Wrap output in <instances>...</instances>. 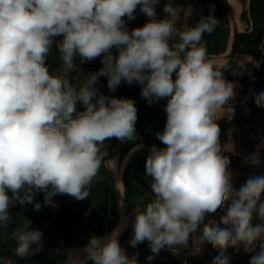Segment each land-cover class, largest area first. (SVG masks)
<instances>
[{"label": "clouds", "instance_id": "9594fccd", "mask_svg": "<svg viewBox=\"0 0 264 264\" xmlns=\"http://www.w3.org/2000/svg\"><path fill=\"white\" fill-rule=\"evenodd\" d=\"M160 3L0 0V230L10 226L12 207L32 203L39 193L52 207L57 195L87 199L105 142L138 138L135 102L101 93L104 77L112 93L126 82L140 86L149 106L167 100L166 122L156 133L164 147L153 144L145 160L154 198L136 202L129 245L147 241L151 261L198 233L202 245L218 252L211 264H230L229 248L250 254L249 264H264V173L236 188L231 161L221 154L217 113L234 99L235 84L208 61L202 42L218 24L214 7L195 26L180 29L181 6L165 0L158 17ZM137 9L147 20L129 29L126 21L137 18ZM53 48L56 73L48 63ZM97 58L102 67L82 71ZM78 70L83 79L73 84ZM254 101L264 108V91ZM77 103L84 111L77 112ZM262 146L246 164L261 165ZM218 213L219 221L207 219ZM120 233L90 237L84 250L92 264H139L121 246ZM11 235V251L21 259L43 245V232L25 216ZM0 264L15 262L0 256Z\"/></svg>", "mask_w": 264, "mask_h": 264}, {"label": "rangeland", "instance_id": "374dc122", "mask_svg": "<svg viewBox=\"0 0 264 264\" xmlns=\"http://www.w3.org/2000/svg\"><path fill=\"white\" fill-rule=\"evenodd\" d=\"M227 1L225 0V7L219 10V2L218 0H174V3L178 6H181L182 12L179 17V21L177 27L182 29L184 27H190L191 21L194 19H201L203 16H207L209 14L210 8L214 7L213 14L219 13L224 25V31L229 32L230 35V42L233 37V26L231 25V21L229 19V15L227 12ZM249 2L250 0H231V6H235V4L239 7V15H238V22L236 27L239 30V33H248L252 30V25L246 23L242 19V14L245 10L249 9ZM165 0H161L160 6L157 8L158 17H163V4ZM147 18L140 14L139 9H137V18L134 21H126L128 24L129 29L142 26L146 22ZM229 42V43H230ZM230 46V44H229ZM228 46V47H229ZM257 48L253 47V50L256 51ZM258 50V49H257ZM241 52L245 51V48L242 47L240 49ZM261 51V50H258ZM261 56H264L263 52H260ZM115 54V50H114ZM244 54V53H240ZM222 58H215V57H207V59L218 60L217 62L222 61L227 55L223 54ZM222 56V55H221ZM220 60V61H219ZM228 62H223L220 64H212L216 69H221L223 66L228 64L231 60H227ZM48 63L50 65V70L53 73L59 71L60 68V60L59 54L55 48H53L51 55L48 58ZM79 63V62H77ZM102 67L100 58L96 60L81 65V69L84 72H94ZM230 72V68L228 69ZM264 74V69H263ZM175 78V76H173ZM253 78H256L253 76ZM71 79L73 84H78L82 79L83 76L77 72L72 73ZM100 92L104 95L108 96H116L117 98H129L135 102V106L138 109L139 106L147 104L146 100L140 96L141 88L137 84L129 85L126 82H121V85L117 88L115 93H112L107 88V80L104 77L100 78L99 83L97 84ZM167 100L162 99L153 104H163L166 105ZM77 112L84 111V106L80 103L76 105ZM75 116V113H74ZM137 130V129H136ZM140 132V131H139ZM138 138L140 136L137 134ZM141 141V139H140ZM126 143V142H125ZM125 143H121L118 140H111L106 141L103 146L104 156L103 161L99 170V176L93 182L91 187L89 196L87 199L77 201L76 199L67 196V195H57L52 197L53 202L56 204V207H52L48 204H45L44 201V194L39 193L37 194L32 203H26L25 205H16L10 209V215L12 216V221L10 226L7 229L0 230V256H7L11 257L15 264H41V260H46V262L50 261V259L54 258L55 254H63L66 260L68 249L79 247L85 248L86 244L88 243L90 237L96 236V229H95V221H96V214H97V190L100 185L105 183V179L107 177V172L114 180V187H113V195L108 197L107 205L109 207V212L111 213V209L114 205V211L117 214V222L114 221V215L110 216V221L112 222V227L108 228L104 235L110 234L113 230H117L119 225L122 222L123 218V208L121 205V197H124V188H125V179H124V172L128 165V163L138 156H141L144 151L148 152V150L143 147V143L139 145H129L125 146ZM117 151V155L114 157L117 159L116 161V168L122 172V184H123V192L122 196H120V191L118 189L117 183V175L115 176L112 164L109 166V161L111 155ZM112 159V158H111ZM111 162V161H110ZM115 166V163H113ZM138 179H134L135 184L137 186L141 185V179L145 180L144 175H136ZM139 180V181H137ZM151 180V179H150ZM131 181L132 183L134 182ZM149 201H142V205H146ZM39 203L42 207L40 209V215L34 216V205ZM129 211V210H128ZM27 212H32L31 220L32 227L39 229L43 232V245L42 247L39 245H33L30 251V254L27 258L21 259L16 257L12 253V249L15 248L16 242L12 238V231L15 227L19 226L22 222L24 216H27ZM135 212V207L132 209V212H129V218H127L128 226L124 229L126 233L124 235L119 236V242L132 230V214ZM39 214V213H38ZM125 217V215H124ZM258 222V221H254ZM74 228L75 239L79 242L76 244H72L69 246H62L60 244V234L63 232L68 231V229ZM147 241H145L143 245V251L149 250V247H145ZM166 251V250H165ZM77 252V251H73ZM72 252V253H73ZM151 252V251H150ZM79 253V252H78ZM81 253V251H80ZM86 253V252H85ZM174 252H166V253H159L158 255L154 256V260L152 261L153 264H190V261L184 256H174ZM180 255V254H179ZM161 259V260H159ZM90 259H88L89 261ZM87 261V262H88ZM85 262V264H87ZM150 262V261H149Z\"/></svg>", "mask_w": 264, "mask_h": 264}, {"label": "crops", "instance_id": "0c3cea01", "mask_svg": "<svg viewBox=\"0 0 264 264\" xmlns=\"http://www.w3.org/2000/svg\"><path fill=\"white\" fill-rule=\"evenodd\" d=\"M233 20L235 21V12H233ZM260 50L264 54V33ZM232 59L235 62L234 78L240 79L251 75L256 77H252L250 81H232L235 84L234 99L225 104L217 113V123L221 129V154L229 159L231 157L239 159L237 166L230 165L233 184L239 188L249 175L264 173V146L260 149L262 163L258 168H253L250 164L245 163L246 158L256 150L257 145L264 142V108L257 107L254 101V94L264 91V56L257 59L252 55L239 53ZM207 219L219 221V213ZM131 236L132 230L122 238L121 246L126 249L127 254L130 257L136 255L139 264H153L152 261L149 262L143 258L142 243L136 247L129 245ZM164 250L186 257L190 264H211L212 258L218 254L211 244L202 245L200 243L198 233L191 236L187 246L177 245ZM228 255L231 257L230 264H249L250 254L245 253L242 249L237 251L229 248Z\"/></svg>", "mask_w": 264, "mask_h": 264}, {"label": "trees", "instance_id": "16d2710c", "mask_svg": "<svg viewBox=\"0 0 264 264\" xmlns=\"http://www.w3.org/2000/svg\"><path fill=\"white\" fill-rule=\"evenodd\" d=\"M231 1V0H230ZM219 2V10L225 7V0H218ZM216 19L218 20V24L215 30L211 33H205L203 36V43L207 50V55L213 56L215 58H222L228 49L230 42L229 32L224 31V25L219 13L215 14ZM242 19L248 24L252 25V30L248 33L240 34L237 46L235 50L234 56L239 53H244L248 55H252L257 59H261V51L260 44L262 35L264 33V0H250L249 9L245 10L242 14ZM200 20V19H199ZM194 19L190 23V27L195 26L198 21ZM244 47L245 51L241 52L240 49ZM253 47L257 48L256 51L253 50ZM222 55V56H221ZM217 56V57H216ZM235 67V62L232 59L228 64L223 66L221 71L225 78L229 81H250V79L254 76H245L240 79H236L233 77V71ZM230 68V72L228 69ZM218 70V69H217ZM163 104H152L149 106L148 104L141 105L138 107V120L136 122V129L140 131L150 146L153 144L158 147H164L161 142L157 139L156 133L163 129V126L166 122V113L164 111ZM141 143L140 139H136L135 141L126 142L125 146L139 145ZM148 155V152L144 151L141 156L132 159L124 172L125 179V188H124V200L125 204L129 210L132 212V209L135 207L137 201H146L149 202L154 198L153 192L150 188L151 178L145 175V160ZM231 166H237L239 164V159L237 157H231L230 159ZM136 175H144L145 180L141 179V185L137 186L135 184L136 181L134 179H138L135 177ZM134 181L133 183L131 181ZM139 181V180H137ZM114 180L107 172V177L105 179V183L100 185L97 190V214L95 221V229L96 236H104L107 229L112 227V222L110 221V216L114 215V221L117 222V214L114 211V203L113 208L111 209V213L109 212V207L107 205L108 197L113 195ZM42 207V206H41ZM40 211V210H39ZM33 210L34 216H39L40 212ZM32 212H27V218L31 220ZM39 213V214H38ZM74 228L68 229V231L60 234V244L62 246H69L72 244L79 243L75 239ZM122 240L120 241V244ZM145 243V242H144ZM142 243V244H144ZM145 247H149L146 242ZM164 249L160 251V253H166ZM174 256L180 257L182 255L174 254ZM41 264H65V258L63 254H55L54 258L50 259V261L46 262V260H41ZM87 264H92V261L89 260Z\"/></svg>", "mask_w": 264, "mask_h": 264}, {"label": "water", "instance_id": "95a60500", "mask_svg": "<svg viewBox=\"0 0 264 264\" xmlns=\"http://www.w3.org/2000/svg\"><path fill=\"white\" fill-rule=\"evenodd\" d=\"M232 9H233V6H231L230 0H228L227 1V12H228V15H229V19L231 21V25L233 26V33H234L233 34V37L231 39V42H230V46L228 48V51L225 54V55L228 56V59L229 60L232 59V57L235 54V50H236V46H237V41H238V38H239V35H240L239 30L236 27L237 21L235 23L234 20H233V11H232ZM207 57H213V56L207 55ZM136 133L140 136V139H141L144 147L149 151V149H150L151 146L149 145V143L145 139L144 135L141 132H139L138 130H136ZM117 151H118V149L115 151V153L113 155H111L110 159L111 158H114L117 155ZM121 201L123 203V216L125 215V217L129 218V211H128V208H127V206L125 204L124 197H122ZM124 233H126V231H122L120 233V236L124 235ZM73 251H77V252L75 253ZM80 251L81 252H84L83 248H79V247L69 248L68 249V254H67V257H66V260H65V264H76V263H78V259L81 257V255L84 256V254L83 253H80ZM149 255H152V253L149 250L143 251V253H142V256H143V258L145 260H147V257ZM154 259H152L151 261H153Z\"/></svg>", "mask_w": 264, "mask_h": 264}, {"label": "bare ground", "instance_id": "6f19581e", "mask_svg": "<svg viewBox=\"0 0 264 264\" xmlns=\"http://www.w3.org/2000/svg\"><path fill=\"white\" fill-rule=\"evenodd\" d=\"M232 11L235 12V21L234 22L236 23V21L238 22V15H239V7H238L237 4L235 6H233ZM227 59H228V56H226L222 61L219 60L220 62H217L218 60L215 61V60H212V59H208V61L214 65V64L223 63V62L227 61ZM110 161H109L108 164H109V166L112 164L115 176L117 175V177H116L117 180L116 181L118 183V189L120 191V196H122V192H123L122 172L120 170H118V168H116V161H117L116 158H112V159H110ZM113 163H115V166L113 165ZM121 199H122V197H121ZM120 202H121V205H122V208H123V203H122L121 200H120ZM126 219L127 218L123 216L122 222L119 225V227L116 230V232H122V231H124L125 228H127L128 223H127ZM84 252H85V250H84ZM84 252H81V253L84 254V256L81 255V257L78 259V263H76V264H85V262L88 261L89 257L87 255V253H84Z\"/></svg>", "mask_w": 264, "mask_h": 264}]
</instances>
